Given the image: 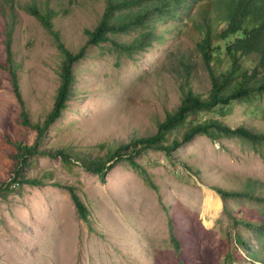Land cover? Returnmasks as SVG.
Here are the masks:
<instances>
[{"label":"rangeland","instance_id":"rangeland-1","mask_svg":"<svg viewBox=\"0 0 264 264\" xmlns=\"http://www.w3.org/2000/svg\"><path fill=\"white\" fill-rule=\"evenodd\" d=\"M30 3L54 11L53 30L74 53L86 44L84 30L98 23L105 0L0 2V63L5 65L6 31L11 29L19 90L34 123L53 106L62 54L52 34L25 10ZM210 8L204 17L193 6L160 24L156 31L162 40L143 51L127 53L109 41L85 47L86 56L73 64L66 108L39 140L41 149L71 151L70 160L36 154L21 167L25 178L39 179L40 185L17 179L4 185L18 165L14 146L5 139L32 144L36 132L20 123L11 77L0 67V264H264V234L243 223H264V201L232 196L223 204L212 189L254 186L253 194L264 196L263 144L197 135L170 157L146 149L134 160L148 180L127 161L130 146L121 160L108 159L119 145L155 133L156 122L179 105L182 86L206 96L210 81L196 46L202 38L198 31L209 20L213 33L224 26ZM133 35L115 39L128 43ZM179 55L191 66L189 73L177 61ZM220 57L223 69L225 55ZM250 61H243L246 67ZM209 118L264 133V100L233 101L189 117L169 139H180L191 124ZM83 158L108 159L111 166L100 177L82 166ZM68 185L89 208L88 221L79 218Z\"/></svg>","mask_w":264,"mask_h":264},{"label":"trees","instance_id":"trees-1","mask_svg":"<svg viewBox=\"0 0 264 264\" xmlns=\"http://www.w3.org/2000/svg\"><path fill=\"white\" fill-rule=\"evenodd\" d=\"M12 1L0 0L1 5L8 6H12ZM193 6H197L198 10L201 9V15L204 17L207 7H211L208 12L211 13L214 9L215 19L224 23L222 28L213 33L211 21H205L202 23L203 30L199 29L198 31L202 38L196 43V46L210 81V88L206 96L193 91L189 84H186L185 88L182 86V98L179 105L175 109L167 111L164 118L156 122L155 133L134 138L128 145H119L111 151L108 159L115 158L114 162L121 160L122 150L130 146L133 152L126 157L127 161L139 169L148 180L146 171L141 169L139 163L134 160V155H140L146 149L159 150L170 157L174 150L183 143L190 142L197 135H205L212 140L236 136V138L247 140L250 144L264 145V133H255L242 126L231 128L216 118L204 119L202 122L191 124L182 133L180 139L176 137L169 139V135L183 125L189 117H196L216 106L222 108L233 101L264 100V0H105V8L98 23L92 30H84L87 36L86 44L74 53L64 46L58 32L53 30L51 19L54 11L51 9L41 11L35 4L30 3L24 6L25 10L36 17L46 31L52 34L55 45L62 54L59 72L60 84L56 90L53 106L43 121L31 122L19 90L17 78L19 66L12 59L11 29H8L5 41V65L0 63V67L5 69L11 77L12 89L20 104V123L25 127L32 128L36 132V137L32 144L13 142L9 137L5 139L14 146L18 165L16 164L13 174L4 185L9 187L14 182L32 185L42 183L39 179L25 178L22 174L21 167L30 164L27 162L28 156L41 154L60 157L63 162L70 160L71 151H67L65 148H57L53 151L41 149L39 140L43 138L47 128L61 116L62 111L66 108L74 82L73 64L86 56L85 47L87 45L97 46L102 42L109 41L127 53L146 50L154 41L162 40V35L156 31L160 24L167 20L178 19L181 13L189 12ZM117 34L134 35L130 42L125 43L117 42L115 39ZM221 54L225 55L224 61L226 62L223 69H219L223 62ZM248 57L252 62L251 67H246L243 62ZM184 60V56L179 55L177 61L183 65L185 72L189 73L191 66ZM107 161L102 158H83L82 166L102 177V174L111 166L107 165ZM247 183L252 184L253 182ZM151 185L155 188V185L152 183ZM66 188L79 218L88 221L89 208L80 199L73 186L68 185ZM212 189L218 193L223 204L228 197L232 196H244L260 202L264 201V196L259 197L253 194L254 186L239 191H229L220 187H212ZM243 223L246 224L245 226L257 229L258 233L264 234V223L255 225L247 221H243ZM171 239L176 245L178 242L176 238L172 237ZM236 241L241 246H245V242L240 237H237ZM253 264L258 263L254 262Z\"/></svg>","mask_w":264,"mask_h":264}]
</instances>
